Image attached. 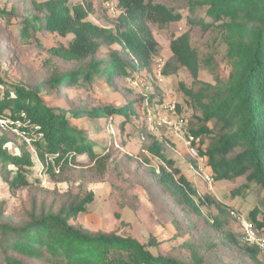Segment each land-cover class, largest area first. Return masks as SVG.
I'll return each instance as SVG.
<instances>
[{
	"label": "trees",
	"instance_id": "1",
	"mask_svg": "<svg viewBox=\"0 0 264 264\" xmlns=\"http://www.w3.org/2000/svg\"><path fill=\"white\" fill-rule=\"evenodd\" d=\"M194 2L206 7L210 21L204 23L205 28L214 24L211 21L221 22L230 70L224 79L216 76L214 82L201 81L196 92L186 90L199 105L204 123L188 129L195 135L212 133L202 153L216 178L244 177L245 188L256 185L264 190V0ZM117 5L122 11L113 27H107L88 18L93 12L91 0H0V114L24 112L34 129L30 145L10 131H0V177L10 190L29 186L36 165L57 183L78 180L85 187L100 180L110 160L109 152H97L94 143L71 120L117 118L121 138L128 124L134 126L132 120L139 118V103L149 100L150 109L154 108L150 96H135L119 106L89 107L73 100L67 109L50 107L41 96L42 92L50 95L73 86L86 88L97 78L115 88L120 78L129 79L131 74L143 71L150 74L145 81L157 79L153 66L157 42L148 24L178 21L181 15L145 0H118ZM51 33L71 34L72 38L67 45L57 43L46 48L41 65L21 82L6 81L1 73H6L3 57L8 55V66H13L20 59L22 46L40 44L38 34ZM114 44L119 48L112 47ZM170 50L177 64L198 80L199 60L189 31L172 38ZM162 72L169 74L166 69ZM208 121H213L212 127L206 125ZM144 132L146 149L161 162L157 170L154 167L141 173L142 183L155 186L173 211L171 222L177 228H189L199 238L188 242L190 255L166 253L158 247L153 253L149 249L155 245L152 241L144 243L128 234L93 231L74 223L72 220L86 210L94 194L90 189L83 194L68 189L61 192V202L56 206L34 205L15 221L0 217V263L205 264V246L234 251L232 261H223L226 264H239L238 256L254 259L259 249L244 243L242 233L234 235L223 230L217 218L210 222L201 215L194 199L195 188L174 166L173 159L164 155V142L154 133ZM11 143L15 145L13 152ZM123 157L125 165L130 156ZM75 169L78 177L70 173ZM204 200L214 202L209 195ZM261 204V209L254 207L248 212L258 231L264 227V196Z\"/></svg>",
	"mask_w": 264,
	"mask_h": 264
},
{
	"label": "rangeland",
	"instance_id": "2",
	"mask_svg": "<svg viewBox=\"0 0 264 264\" xmlns=\"http://www.w3.org/2000/svg\"><path fill=\"white\" fill-rule=\"evenodd\" d=\"M70 1L80 2V0ZM111 1L117 4L118 0ZM148 1L153 4H162L181 15L178 21L148 24L157 42L155 56L162 60L160 71H156L157 79L153 80L154 83L145 81L150 77V74L145 71L131 74L129 79L120 78L115 88L107 84L103 78H97L86 88L73 86L50 95L42 92L41 96L45 104L50 107L67 109L70 102L74 100L83 102L89 107L119 106L135 96L144 98L150 96L153 98L152 107L154 108L175 103L179 116L190 130L197 129L204 124L200 119L199 105L186 90L196 92L201 81L214 82L216 76L222 79L227 76L230 61L226 57L227 41L223 26L221 22L211 21L214 24L205 28L204 23L210 19L206 17V7L196 5L194 2L196 0H145V2ZM91 2L93 12L88 18L98 25L113 27L120 12L109 11L105 6V0H91ZM118 8L120 9L119 6ZM2 23L0 20V24ZM185 31H189L190 43L198 55L200 67L198 80L194 79L185 67L177 64L170 50V40ZM37 37L40 44L22 46L19 49L20 59L13 66H8V55L3 57L6 73H1L6 81L21 82L29 73H34L47 56L45 49L57 43L67 45L72 35L51 33L38 34ZM112 47L119 48L118 44ZM157 63L153 61L156 69ZM163 69L168 70L169 74L163 75ZM128 91L131 93L128 94ZM149 103H151L149 100L139 103L137 106L139 118L132 120L134 126L128 124L121 138L116 128L117 118L113 117L112 120L105 117L72 119L71 122L86 135L88 140L94 143L97 152L101 154L109 152L110 160L102 178L88 183L85 187L83 184H78L76 182L78 180L57 183L53 182L48 174L36 165L29 177L31 181L29 186L10 190L7 183L0 177V217L15 221L23 217L25 212L34 205L39 207L43 203L46 207L52 204L56 206L61 202V192L68 189L72 193L80 190V194L90 189L94 194L93 200L87 204L86 210L80 212L72 220L74 223L93 231L104 230L128 234L144 243L152 241L155 245H151L149 249L153 253H157L156 247H158L166 253L190 255L188 242H195L199 238L189 228H177L171 222L173 211L159 196L155 186L151 182L142 183L141 173L160 165L161 161L158 157L147 156L145 151L148 140L144 132L147 130L144 129V114L146 108H150ZM155 110L157 111L158 108ZM160 110L161 113L164 111L163 108ZM206 125L212 127L213 121L206 122ZM142 135L145 136V140H141ZM155 135L165 144L164 155L173 159L174 166L180 169L195 188L194 199L201 215L210 222L217 218L222 223L223 230L240 235L241 226L238 220L230 214V210L234 209L243 218L250 219L248 215L250 210L254 207L262 208L261 199L264 196V190L256 185L245 188L242 186L245 182L244 177L227 180L214 176V182L209 187L199 174L192 171L190 167L192 158L178 137L165 127H158ZM200 135L203 146L206 148L212 140V133L203 132ZM121 141H124V144ZM9 146L12 152L15 151L14 144L11 143ZM123 155L130 156L129 162L125 165ZM70 173L79 176L78 169ZM205 195H209L214 202L207 203L204 200ZM199 222L203 224V219ZM258 233L264 238V227L259 229ZM204 248L205 264H226L229 259L232 261L235 255L234 251L227 252L224 246L210 248L205 246ZM199 250L201 251V248ZM238 257H240L239 264H264V252L262 251H258L254 259L247 255Z\"/></svg>",
	"mask_w": 264,
	"mask_h": 264
},
{
	"label": "built area",
	"instance_id": "3",
	"mask_svg": "<svg viewBox=\"0 0 264 264\" xmlns=\"http://www.w3.org/2000/svg\"><path fill=\"white\" fill-rule=\"evenodd\" d=\"M106 8L111 12H121L118 5L111 0H105ZM157 63V71L159 72L162 66L161 58L155 59ZM158 110L156 111L155 109ZM160 108L164 111L161 113ZM146 129L155 134L158 127L168 128L169 131L178 137L185 145L188 155L192 158L190 165L193 172L199 174L200 177L207 183L209 187L214 182V174L208 165L206 156L202 153L204 148L201 135L192 133L186 122L179 116L176 110L175 103H168L163 107L149 108L145 114ZM30 119L26 118L24 112L19 115L8 116L0 114V131L7 130L14 134L20 142L31 144V136L34 129H31ZM141 140H145V136H141ZM146 155L150 153L145 149ZM161 162V161H160ZM156 170L158 166H155ZM230 214L238 220L241 226L242 240L247 245L255 246L259 251L264 252V238L258 233V229L253 225L249 219H245L236 210H230Z\"/></svg>",
	"mask_w": 264,
	"mask_h": 264
}]
</instances>
